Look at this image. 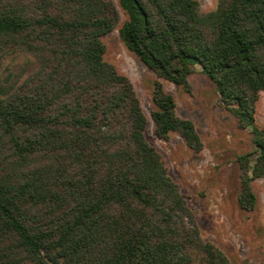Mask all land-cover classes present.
<instances>
[{"label": "trees", "instance_id": "trees-1", "mask_svg": "<svg viewBox=\"0 0 264 264\" xmlns=\"http://www.w3.org/2000/svg\"><path fill=\"white\" fill-rule=\"evenodd\" d=\"M120 37L156 73L159 138L201 151L164 78L191 89L199 65L250 127L238 156L242 208L264 176V0H119ZM120 23L113 0H0V264H231L202 236L131 79L105 57Z\"/></svg>", "mask_w": 264, "mask_h": 264}, {"label": "rangeland", "instance_id": "rangeland-1", "mask_svg": "<svg viewBox=\"0 0 264 264\" xmlns=\"http://www.w3.org/2000/svg\"><path fill=\"white\" fill-rule=\"evenodd\" d=\"M113 1L120 11V23L103 37L105 57L133 82L148 117L147 138L161 152L171 176L187 196L202 236L221 248L231 264H264V176L253 181L258 196L255 210H245L238 201L241 184L237 159L254 149L251 128L240 125L222 104L214 82L197 65L189 77V91L159 79L174 95L178 114L195 122L203 149H191L178 132H172L169 139L159 138L152 118L153 83L158 76L123 43L119 29L128 16L120 1ZM199 1L203 11L218 5V0ZM256 122L264 128V91L257 102Z\"/></svg>", "mask_w": 264, "mask_h": 264}]
</instances>
